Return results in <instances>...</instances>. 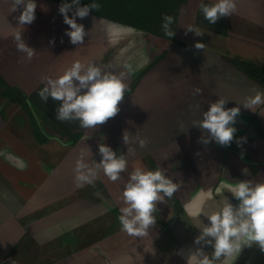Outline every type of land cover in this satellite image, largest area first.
<instances>
[{"label":"crops","instance_id":"0c3cea01","mask_svg":"<svg viewBox=\"0 0 264 264\" xmlns=\"http://www.w3.org/2000/svg\"><path fill=\"white\" fill-rule=\"evenodd\" d=\"M117 1L99 0L98 10L76 18L89 33L82 45L65 35L70 29L59 13L64 2L45 1L42 27L23 35L36 50L30 70L16 48L15 29H9L19 15L11 21L10 12L0 10V151L27 164L21 171L0 157V264H198L192 255L197 249L209 258L214 252L211 245L195 242L200 235L196 225L209 223L203 213L215 211L223 197L238 205L228 189L239 181L264 182V104L243 107L254 88L264 92V87L230 56L210 46L197 50L196 35L185 30L189 25L202 29L199 5L215 0ZM235 4V12L223 17L230 40L226 49L264 67V0ZM165 15L174 17L171 38L161 28ZM47 31L55 41L42 52L35 41ZM77 60L124 73L127 84L118 114L94 129L81 128L78 121L60 122L56 110L61 102L38 96L43 77L56 78ZM196 87L202 94H193ZM21 95L27 108L16 101ZM219 98L228 100L226 108L240 107L237 131L226 147L215 141L205 145L204 133L193 126ZM143 138L147 145L142 148ZM101 143L126 155L127 170L115 182L98 171L92 183L78 187L77 160L94 167L101 160ZM136 168L162 169L178 185L171 198L157 202L156 224L143 237L122 231L118 219L124 184ZM215 264H264V251L254 243Z\"/></svg>","mask_w":264,"mask_h":264},{"label":"clouds","instance_id":"9594fccd","mask_svg":"<svg viewBox=\"0 0 264 264\" xmlns=\"http://www.w3.org/2000/svg\"><path fill=\"white\" fill-rule=\"evenodd\" d=\"M100 7L98 3L81 6L80 0L64 2L59 6V13L63 15L64 23L70 29L65 31V35L70 38L73 45H82L89 34L83 24L77 23L76 18H86L92 10H98ZM18 8H22V11L17 18L19 27L14 32V41L17 50L24 54V59L31 62L36 50L28 46L23 31L25 25H30L35 20L36 0H12L13 11ZM199 8L204 18L214 25L222 17H230L236 10V4L235 0H215L211 4L201 3ZM69 12H72L71 17L68 15ZM173 23V16L163 17L161 28L169 38L175 35L171 28ZM185 30L186 33L193 32L196 36L203 35V32L193 25H189ZM205 46L201 42L194 45L197 50H204ZM126 68L131 71L130 65H126ZM42 79L44 86L38 92L41 101L46 102L51 97L53 101L61 102L56 110V119L60 122L78 121L80 127L85 129H94L115 117L120 111L118 105L124 99L127 90L124 73L117 75L95 62L85 64L77 60L62 75ZM252 91L254 95L247 97L243 103V107L250 110L264 104V92L255 88ZM193 94H202V89L194 88ZM227 101L219 98L210 103L207 111H203L202 118L193 121V126L204 133L200 140L205 145L215 141L216 144L226 147L233 141L237 131L234 124L240 115V107L226 108ZM123 142L126 145L130 142L127 130L123 133ZM237 143L239 144V141ZM139 145L142 148L146 147L147 139H139ZM99 154L101 160L99 163L95 162L94 167L89 166L83 159L77 160L75 180L78 187L92 183L98 171H103L115 182L121 179V173L127 170L126 155L118 156L110 146L103 143L99 145ZM0 157L21 171L27 168V164L20 157L7 151H0ZM242 172L247 175L248 169H242ZM177 187L178 185L162 169H134L124 184L122 193L124 206L120 208L118 217L122 231L129 236H146L149 228L156 224L153 213L156 211L157 202L163 201L165 197L171 198ZM228 191L239 202L238 205L234 206L223 197L215 211L203 213L209 223L204 224L200 220L196 225L200 229V235L196 237L195 242L197 244L203 242L214 248L211 258L201 249H197L192 255L198 258V264H215L222 256L240 254L242 248L250 247L254 243L264 251V182L241 180Z\"/></svg>","mask_w":264,"mask_h":264},{"label":"rangeland","instance_id":"374dc122","mask_svg":"<svg viewBox=\"0 0 264 264\" xmlns=\"http://www.w3.org/2000/svg\"><path fill=\"white\" fill-rule=\"evenodd\" d=\"M45 1H48V0H36V4H37V8H36V11H35V21H33L30 25H25L24 26V31H23V29H19V30H21V31H23V35H27V34H29V35H31V30L30 29H33V30H36V31H39V29L42 27V23L44 22H42V18L41 17H39V15H44V17H46L45 16V11H43L44 10V8H48V6H47V4H45ZM62 2H69V3H71L72 2V0H61ZM88 1H89V3H88ZM97 1H99V0H80V5L81 6H84V5H88V4H91V3H97ZM102 1V0H101ZM117 0H115V2H116ZM125 2V3H128V0H119V1H117L118 3H120V2ZM121 4H124V3H121ZM118 5H120V4H118ZM127 5H130V4H127ZM2 8V9H1ZM4 9V10H3ZM0 10L1 11H7L8 13L10 12V20L11 21H14L15 19H14V17H16L17 15H20V12L22 11V8H18L16 11H13V9H12V0H0ZM54 10H55V8H54ZM46 13H48V12H46ZM49 14V13H48ZM55 17L57 18V16L55 15ZM17 18V17H16ZM14 19V20H13ZM52 21H54V20H52ZM2 21H0V23H1ZM3 23H7L6 21H3ZM53 23V22H52ZM200 23L202 24L201 25V28L202 29H207L206 31L207 32H203L202 31V29H200L202 32H203V35L202 36H196V42H201V43H204L206 46H210L211 48H214V49H216V50H218L221 54H223V57L224 56H230L229 57V59L237 66V67H239L240 65H238V64H240L241 62H248V63H252V62H249L248 60H246V59H243L242 57H240V56H238L237 54H233V53H231V52H229L226 48H227V46H229L230 45V40H229V38H228V34H229V32H228V27H227V25L225 24V22L223 21V24L222 25H218V30H217V32L216 31H214L213 29H214V27L216 26V24H211L212 26H210V23H209V25L208 24H206V23H204V22H201L200 21ZM53 26V25H52ZM18 27H19V23H18V20H16V22H13L12 23V26H10L9 27V29L11 30V29H15V31L16 30H18ZM205 27V28H204ZM210 27H211V29H210ZM4 30H3V28L0 26V33L2 34V32H3ZM5 31H9V30H5ZM14 31V32H15ZM47 33H48V31L47 32H44L43 34H46V35H42V36H40V37H38V39L35 41V44L37 45V47H39V48H41V51L43 52V51H48L49 52V47H48V45L49 44H51V43H53V41H55V40H52L53 38L50 36V35H48L47 36ZM34 35V34H33ZM28 37H30V36H28ZM42 38V42H41V44H42V46H39V45H41L40 44V39ZM49 38H50V41L48 42V44L46 43V41L47 40H49ZM1 39V38H0ZM25 39V38H24ZM64 40H67V38H65ZM44 44H46V45H44ZM56 44V43H55ZM241 44V43H240ZM34 45V42H32L31 44H29L28 46H30V47H32ZM237 45V46H236ZM235 46L237 47V48H239V45L238 44H236ZM50 46V45H49ZM63 46H64V44H63ZM62 46V47H63ZM240 46H242V44L240 45ZM213 50V49H212ZM214 52H216L215 50H213ZM218 52V53H219ZM219 53V54H220ZM226 59V58H225ZM26 64L25 65H27L28 66V70H30V69H33V66H34V61H32V62H25ZM254 63V62H253ZM261 67V66H260ZM264 68V67H263ZM25 78V77H24ZM21 79V78H20ZM25 79H28L27 81H31L30 80V78H25ZM258 123H255V125L254 126H257L258 127ZM35 126H37L38 127V125L36 124ZM256 127V128H257ZM259 130V129H258ZM258 130H256V131H258ZM249 131H251V132H253L254 131V128H251V129H249ZM260 132H261V134L263 135L264 134V128H261L260 129ZM259 138H261V136L259 135ZM264 141V140H263ZM254 145H255V150L256 151H259L260 153H261V149H259L258 148V145H257V143H253ZM262 146V145H261ZM260 147V146H259ZM262 148V147H261ZM101 157V156H100ZM109 183H110V181H109ZM109 183H108V186H110L109 185ZM112 187V186H111Z\"/></svg>","mask_w":264,"mask_h":264},{"label":"trees","instance_id":"16d2710c","mask_svg":"<svg viewBox=\"0 0 264 264\" xmlns=\"http://www.w3.org/2000/svg\"><path fill=\"white\" fill-rule=\"evenodd\" d=\"M204 4H211L209 2H205ZM197 18L199 21L207 23L209 25V22L204 18L203 13L201 12L200 8L197 12ZM222 25L223 24V17L221 19H219L216 23V26L214 27V31L217 32L218 30V25ZM210 26H212L210 24ZM239 67L247 74L249 75L251 78H253L255 81L259 82L263 87H264V68L257 66L253 63H248V62H241ZM7 93H11V89L7 88L6 91ZM12 94V93H11ZM16 99V98H15ZM14 100V99H13ZM20 101L21 105L25 108H27L26 102H25V98L23 95H21V98H17L16 101Z\"/></svg>","mask_w":264,"mask_h":264}]
</instances>
